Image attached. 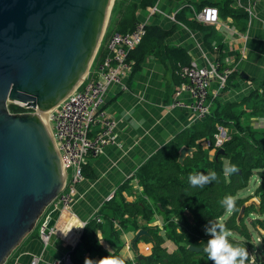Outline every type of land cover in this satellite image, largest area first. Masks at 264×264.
<instances>
[{"label":"crops","instance_id":"crops-1","mask_svg":"<svg viewBox=\"0 0 264 264\" xmlns=\"http://www.w3.org/2000/svg\"><path fill=\"white\" fill-rule=\"evenodd\" d=\"M224 2L225 0H155L160 13L148 19L151 34L143 40L138 50L131 53L130 59L135 62L132 73L123 79L122 85H111L104 99V108L116 121L114 142L105 148L102 155L85 160L84 179L76 186L71 212L59 208L51 210V224L56 225L58 233L48 246L44 247L40 242L36 224L5 264H30L33 258H38V264H61L62 256L68 251L72 253L75 264H84L85 258L101 264L100 258L105 256L128 257L126 264L139 261L130 248L137 231L131 226L127 230L110 227L104 219L105 212L102 213L101 210L112 194L116 199L122 197L128 203L138 202L143 198L142 188L134 179L138 169L152 154L180 134L187 132L184 139L189 138L196 126L203 122L197 120L195 114L185 107H171L174 92L181 80L176 74L178 67L169 57V49H182L190 62L203 66L207 62L206 58L212 61L219 56L211 50L212 47L221 46L220 59L224 67L233 69V74L226 89L213 100L211 114L217 109L221 111L229 107L238 118L240 126L264 129V115L258 112L264 106V0L255 5V0H232L231 8L248 14L245 23L241 19L235 21L231 17L222 18L220 11L219 23L215 26L203 25L207 27L205 31L187 28L176 17L175 21L172 20L177 11L182 17L192 20L190 6L198 9L208 6L207 4H218L222 7ZM125 3H122L123 6ZM122 7L112 9L113 23L112 28L106 30L107 35L118 28L117 20ZM148 7L138 9L137 21H145ZM214 7L219 10L217 5ZM106 40L105 38L101 42L89 69L92 74L96 64L107 55ZM216 86L213 83L210 92H214ZM180 100L189 103L187 94H183ZM222 129L227 137L235 133L231 122ZM207 152L212 160L215 152ZM225 162L227 161L224 164ZM225 216L229 217V214ZM257 217L253 220L264 221L262 216ZM97 219L101 220L99 224L102 228L96 231L89 242V249L80 246L84 226ZM137 221L139 230L145 226L158 229L156 233L163 240L161 248L168 254L177 251V245L166 238L162 215L155 212L148 223L140 219ZM66 233L67 236L64 235ZM148 240L146 242L141 238L136 244L139 254L145 258L150 254L144 252V248L149 247L151 250L153 247L151 240Z\"/></svg>","mask_w":264,"mask_h":264},{"label":"water","instance_id":"water-1","mask_svg":"<svg viewBox=\"0 0 264 264\" xmlns=\"http://www.w3.org/2000/svg\"><path fill=\"white\" fill-rule=\"evenodd\" d=\"M113 0H0V264L30 233L63 189L58 153L40 114L57 107L88 73L99 49ZM8 104L33 110L15 114ZM194 148L181 147L178 163ZM220 148L215 157L224 155ZM260 201L250 198L239 209ZM135 233L130 248L138 260ZM201 247L189 246L192 253Z\"/></svg>","mask_w":264,"mask_h":264},{"label":"trees","instance_id":"trees-1","mask_svg":"<svg viewBox=\"0 0 264 264\" xmlns=\"http://www.w3.org/2000/svg\"><path fill=\"white\" fill-rule=\"evenodd\" d=\"M125 1V5L120 10V18L117 20V23H119L118 28L113 30L120 33H127L133 28L134 23L137 22L136 13L138 9L152 6L155 2V0ZM231 3L232 0H225L222 7L218 4L207 5L212 7L217 5L222 18L231 17L235 21L241 19L245 23L248 14L243 10L231 8ZM202 7L204 6L198 9ZM175 17L192 30L205 31L207 29L206 26L193 19L187 20L178 13ZM112 23L113 19L111 17L107 31L112 28ZM109 34H106V39ZM148 34L151 33H149L147 26L146 36L143 40L147 38ZM142 42L136 50L141 47ZM211 50L219 55L216 60L222 63L220 59L221 46H217L216 49L212 47ZM168 53L178 69L190 64L182 49H169ZM232 74L233 72L228 76L226 87ZM262 91L264 93V84L262 85ZM262 103L264 105V102ZM8 110L11 113L25 112L24 109L13 104L8 105ZM258 112L264 115V106L263 109L259 108ZM229 122L233 123L235 133L221 146L225 154L216 158L215 155L219 148L215 151L213 159L210 160L207 151H211L212 148L204 149L202 142L208 139L211 141V146H213V136L218 133V127H226ZM186 134L187 132H184L165 144L138 169L134 179L142 188L143 198L138 202L128 203L122 197L117 199L113 197L106 202L101 210L102 213L105 212L104 219L106 223L112 228H115L114 223H116L119 226L118 230H127L128 226H131L133 230L138 231L140 225L137 220L140 219L142 222L148 223L155 212L163 216L166 238L177 245V251L168 254L161 248L163 240L156 233L158 229L145 226L143 229L150 232L153 247L151 254L147 258L137 261L136 264H212L206 253H192L187 248L189 246L201 247L207 244L210 235L206 234L204 228L227 214L220 203L225 196L232 195L236 198V211L224 222L234 235L229 237V241L233 245L247 248L251 244L252 235L245 225V220L251 214L256 213L255 208L253 206L246 208L243 219L240 220L239 224L236 221L239 209L246 201L252 197H258L260 216L264 215V129L240 126L238 118L227 107L221 111L215 110L207 119L196 126L189 138L184 139ZM182 146L194 148L195 151L191 157H186L184 162L180 164L178 163V151ZM224 161L236 165L239 171L226 177L223 172ZM212 171L217 174L218 179L216 181L205 185L203 188L190 186L189 175L198 172L208 174ZM254 175L259 176L260 185L253 195L240 198L239 193L248 188L250 179ZM253 223L255 227L264 230L263 220L256 219ZM101 228L102 226L95 220L86 223L80 239V246L89 249V242L95 236L96 231ZM115 229L117 230V228ZM142 238L146 242L149 241L146 237ZM72 262L75 264L73 259Z\"/></svg>","mask_w":264,"mask_h":264},{"label":"built area","instance_id":"built-area-1","mask_svg":"<svg viewBox=\"0 0 264 264\" xmlns=\"http://www.w3.org/2000/svg\"><path fill=\"white\" fill-rule=\"evenodd\" d=\"M259 1L255 0L254 5ZM190 10L193 20L199 24L215 26L220 21L219 12L215 7L204 6L201 9H195L190 6ZM146 11L148 17L145 21L135 22L133 28L127 33L113 31L108 36L107 55L96 64L94 74L88 71L77 88L57 107L47 112L45 124L58 153L64 178L62 191L49 205L52 206L51 210L59 208L62 211L71 212L76 186L84 179L85 160L102 155L105 148L115 140L116 121L104 108V99L111 85H122L123 79L132 73L135 62L130 59V54L139 47L146 36L148 19L160 13L157 3L149 6ZM248 13L251 15V10ZM175 14L172 16L173 21H175ZM213 47L216 49L217 46ZM206 60L203 66L192 61L188 66L179 67L176 74L181 82L174 92V100L171 104L172 108L185 107L191 110L199 121H204L211 115L213 100L226 89L228 76L233 72L231 67H223L222 63L215 58L212 61L208 58ZM213 83L217 84L216 90L210 92ZM122 88L126 89L124 85ZM183 94H187L189 103L186 104L180 100ZM13 105L25 110L15 114L33 111L23 105ZM228 138L225 130L218 128V133L213 136V146L208 139L202 142V146L204 149L212 148L215 152ZM112 198L113 194L107 198V202ZM47 209L48 207L40 217L41 222L37 224V234L44 247L48 246L51 239L58 233L56 225L51 224ZM96 221L101 222L100 219ZM114 226L119 229L116 223ZM262 244H264V238ZM144 252L150 253V248L145 247ZM255 253V255L249 254V264H264V257L257 250ZM60 263L73 264L70 251L62 256ZM30 264H38V258H33Z\"/></svg>","mask_w":264,"mask_h":264},{"label":"clouds","instance_id":"clouds-1","mask_svg":"<svg viewBox=\"0 0 264 264\" xmlns=\"http://www.w3.org/2000/svg\"><path fill=\"white\" fill-rule=\"evenodd\" d=\"M239 169L231 162H225L223 172L224 175L230 176L238 172ZM218 179L215 171L208 174L202 172L189 175L188 181L190 186L203 188L205 185ZM227 214L231 215L236 211V198L232 195L225 196L221 201ZM83 228V227H82ZM206 234L210 235L203 252L206 253L212 264H248L249 253L244 246L233 245L229 241L231 235L230 230L225 224H217L206 227ZM68 233L64 234L67 236ZM128 257L105 256L100 258L101 264H125ZM254 259V258H253ZM84 264H96V261L85 258Z\"/></svg>","mask_w":264,"mask_h":264},{"label":"rangeland","instance_id":"rangeland-1","mask_svg":"<svg viewBox=\"0 0 264 264\" xmlns=\"http://www.w3.org/2000/svg\"><path fill=\"white\" fill-rule=\"evenodd\" d=\"M125 3V0H113V6H112V9L114 8V10L118 7H122L123 4L122 3ZM115 6V7H114ZM111 9V11H112ZM113 10V11H114ZM112 11V12H113ZM112 12L110 13V16H109V19H108V25L107 27L109 26V22H110V19H111V15H112ZM107 27H106V30H107ZM106 30L104 32V35H103V38L101 40L104 41L105 40V36H106ZM104 39V40H103ZM101 44V43H100ZM101 45L99 46V49H100ZM98 49V50H99ZM45 123V122H44ZM89 158H92V157H89ZM260 185V178L258 175H254L251 179H250V182L248 184V188L242 192L239 193V195L241 197H246V196H249V195H253L256 188ZM258 198V197H257ZM51 209H52V206H48V209H47V213L49 214L51 212ZM230 216V215H229ZM260 217L257 213H254V214H251L250 217H248L246 220H245V225L247 226L248 230L250 231L251 235H252V238H251V244L249 247L246 248V250L248 251L249 254L253 253V255H255V251L257 250V252H259V254L261 256L264 257V244H262L263 242V238H264V232L261 231L260 229H258L257 227H255L254 225V218L256 217ZM257 217V218H258ZM228 218V216H224L222 217L220 220H216L215 223H213L212 225H217V224H224V222L226 221V219ZM262 218L264 219V215H262ZM41 218L39 219L38 223L39 224L41 222ZM234 235H230V237H233ZM55 237V236H54ZM259 239V241H258ZM152 250V249H151ZM151 250H150V253L151 254ZM14 251V250H13ZM13 251L11 252V254L13 253ZM144 251H145V248H144ZM255 253V254H254ZM10 254V255H11ZM136 264V263H134Z\"/></svg>","mask_w":264,"mask_h":264},{"label":"bare ground","instance_id":"bare-ground-1","mask_svg":"<svg viewBox=\"0 0 264 264\" xmlns=\"http://www.w3.org/2000/svg\"><path fill=\"white\" fill-rule=\"evenodd\" d=\"M40 118L43 122H45V119L47 118V112L41 113Z\"/></svg>","mask_w":264,"mask_h":264}]
</instances>
